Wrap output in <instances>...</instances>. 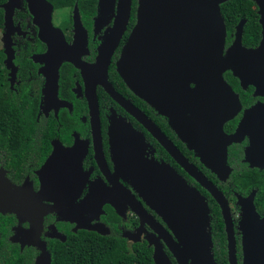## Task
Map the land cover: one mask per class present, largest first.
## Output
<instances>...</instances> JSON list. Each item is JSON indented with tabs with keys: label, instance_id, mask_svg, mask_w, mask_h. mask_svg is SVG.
<instances>
[{
	"label": "flooded vegetation",
	"instance_id": "flooded-vegetation-1",
	"mask_svg": "<svg viewBox=\"0 0 264 264\" xmlns=\"http://www.w3.org/2000/svg\"><path fill=\"white\" fill-rule=\"evenodd\" d=\"M8 1L0 0V264H51L99 236L120 239L125 255L139 259L160 246L178 264L162 235L183 256L206 251L211 264H244V232L258 239L259 229L244 222L245 207L264 217V0L219 3L223 54L238 40L241 49L237 67L222 74L236 96L214 90L179 105L169 95L156 106L117 68L138 0L106 68L99 52L120 22V0ZM117 120L122 128L112 127ZM147 162L167 166L203 198L204 237L184 226L188 210L177 212L182 225L173 230L140 195L128 173L143 175Z\"/></svg>",
	"mask_w": 264,
	"mask_h": 264
},
{
	"label": "water",
	"instance_id": "water-1",
	"mask_svg": "<svg viewBox=\"0 0 264 264\" xmlns=\"http://www.w3.org/2000/svg\"><path fill=\"white\" fill-rule=\"evenodd\" d=\"M120 1L124 4L120 22L108 35L99 52L98 61L104 68L109 63L129 14L131 0ZM222 1L224 0H138L136 24L117 62L120 75L134 94L155 106L158 105L159 98L169 95L176 96L179 105H190L191 98H203L214 90L236 96L222 74L237 67L239 63H235L233 56L241 49L238 40V45L236 41L227 56L223 54L225 24L219 8ZM260 5L261 23L264 27V2ZM10 19L11 15L6 9L5 22ZM190 83H195V86L191 87ZM236 104H239L237 99ZM131 107L134 108L132 105ZM130 111L154 134L155 130L159 132L143 113L136 114L132 109ZM119 122L121 120L115 121L112 127L122 128L117 124ZM130 131L133 133V130ZM159 136L156 135L158 138ZM229 139L237 138L232 136ZM112 158L117 166L123 163L122 158L115 153ZM142 167L145 170L143 175L137 176L130 172L128 176L133 178L136 186H140L138 191L147 204L173 230L182 225L178 222L177 212L188 210L189 215L183 218L189 222L184 226L189 227V233L195 240L204 237L208 215L206 204L199 193L163 164L147 162ZM205 185L223 205V199L215 188L211 184ZM244 211V222L251 225V219H254L259 228L256 231L258 239L251 237L250 231L244 232V264H264V217L257 214L253 205L245 207ZM224 217L227 219L225 209ZM100 232L105 234V231ZM160 238H163L173 252L178 264H211L212 256L208 252L202 251L201 256H183L170 235H162ZM257 240L260 246L252 247V243ZM152 258L154 264H171L165 252L157 245ZM230 261L231 264H236L234 257H230Z\"/></svg>",
	"mask_w": 264,
	"mask_h": 264
},
{
	"label": "trees",
	"instance_id": "trees-1",
	"mask_svg": "<svg viewBox=\"0 0 264 264\" xmlns=\"http://www.w3.org/2000/svg\"><path fill=\"white\" fill-rule=\"evenodd\" d=\"M237 2V0L230 1L232 9L236 7ZM225 19L229 20L228 17ZM71 250V254L55 255L51 264H154L149 250L146 251L145 257L140 259L125 255L121 240L112 236H99L93 245L86 242L81 247Z\"/></svg>",
	"mask_w": 264,
	"mask_h": 264
}]
</instances>
